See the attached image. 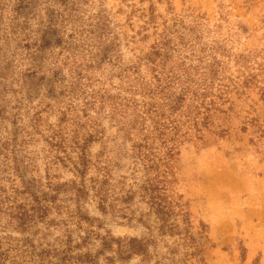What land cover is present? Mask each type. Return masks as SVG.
I'll return each instance as SVG.
<instances>
[{
	"label": "rangeland",
	"instance_id": "obj_1",
	"mask_svg": "<svg viewBox=\"0 0 264 264\" xmlns=\"http://www.w3.org/2000/svg\"><path fill=\"white\" fill-rule=\"evenodd\" d=\"M60 10L79 61L106 49L119 58L87 73L95 91L126 96L125 79L113 77L115 68L137 62L163 31L178 49L167 66L192 74L199 54L207 55L200 67L218 65L226 87L220 92L224 99H214L222 112H212L207 127L189 129L164 165L148 161L145 149L142 155L133 150L141 133L134 130L126 138L125 128L118 132L109 120L111 104L92 113L109 138L103 155L111 159L109 175L99 195L104 200L60 196L55 204L63 208L61 217L52 216L66 228L57 223L48 239L66 240L61 233H69L73 246L86 240L74 254L89 252L94 264H264V0H64ZM187 40L212 49L197 45L191 56L179 45ZM146 67L143 59L141 69ZM90 147L94 158L101 146ZM52 174L59 183L72 178L64 168ZM93 175L97 171L88 174ZM107 237L115 241L103 249L101 239ZM130 238L146 244V257H118L116 241Z\"/></svg>",
	"mask_w": 264,
	"mask_h": 264
},
{
	"label": "trees",
	"instance_id": "obj_2",
	"mask_svg": "<svg viewBox=\"0 0 264 264\" xmlns=\"http://www.w3.org/2000/svg\"><path fill=\"white\" fill-rule=\"evenodd\" d=\"M63 3L0 0V264L95 263L89 252L74 254L88 244L86 240L73 246L69 233H61L66 240L57 237L50 241L48 237L57 223L66 228L62 218L52 216L61 217L63 208L55 204L60 196L68 194L80 200L91 194L99 198L107 182L111 159L103 155L109 138L99 118L92 115L103 105L111 104L109 120L118 132L125 128L126 138L131 131L141 133L131 140V146L139 152L145 149L147 160L156 166L172 158L189 129L207 127L212 112H222L214 100L224 99L220 96L226 87L221 68L214 63L201 68L208 57L201 54L192 74L186 68L167 66L178 49L164 31L137 62L115 68L118 73L112 76L125 79L121 92L126 96L95 91L87 73L100 69L106 61L120 63L119 58L109 56L106 49L79 61L82 56L77 42L67 31L60 10ZM179 45L189 49L191 56L197 45L201 51L212 49L193 40ZM107 47L113 54L111 45ZM143 59L148 66L145 70L141 69ZM51 115L56 116L55 122L49 120ZM129 116L132 119L128 120ZM95 142L101 151L93 158L90 146ZM59 168L70 172L72 178L55 181L52 171ZM91 170L97 171V176L89 177ZM101 240L103 249H110L115 241L111 237ZM116 242L118 257L123 260L133 254L146 257L141 239Z\"/></svg>",
	"mask_w": 264,
	"mask_h": 264
}]
</instances>
